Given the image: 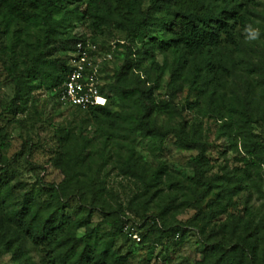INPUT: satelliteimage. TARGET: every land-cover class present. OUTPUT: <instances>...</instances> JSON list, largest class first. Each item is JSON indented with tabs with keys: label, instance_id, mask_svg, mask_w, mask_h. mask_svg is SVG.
Segmentation results:
<instances>
[{
	"label": "trees",
	"instance_id": "16d2710c",
	"mask_svg": "<svg viewBox=\"0 0 264 264\" xmlns=\"http://www.w3.org/2000/svg\"><path fill=\"white\" fill-rule=\"evenodd\" d=\"M255 1L0 0V65L4 72L0 88L9 92L0 116L12 117L19 130L24 128L20 116L36 94H45L63 106L58 89L70 71L69 53L77 42L88 39L101 52L122 60L108 83L102 64L100 92L105 103L85 109L65 106L86 115V122L77 125V131L55 132L48 138L54 139L49 162L62 175L59 181H48L39 173L31 182L16 180L13 160L31 163L28 156L40 143L30 127L22 136L17 159L15 155L8 158L9 133L0 126V256L2 252L10 255L8 263L0 264H128L141 249L153 255L163 244L181 246L191 227L203 235L227 212L243 177L235 182L228 179L222 186L208 179L206 145L189 136L184 130L186 122L180 119L174 127L169 122L162 127L150 116L165 113L169 121H175L177 92L185 84L191 87L200 69L210 76L209 82L225 70L213 61V51L223 43L238 47V31L250 23L246 6ZM74 21L87 22L95 34L67 35V27ZM33 30L37 38L25 45L27 52L22 54L18 49L22 38ZM105 31L119 33L120 39L113 44L102 42L99 38ZM158 56L163 57L161 63ZM167 71V90L159 98L155 92ZM259 85L264 92V79ZM223 105L219 109L220 104L211 98L205 114L223 120L222 127L235 132L238 160L247 168L259 169L264 165V141L251 129L253 114L232 104ZM88 120L95 125V139L83 133L89 128ZM168 135L175 146L197 151L186 162L193 194L177 204H164L159 196L160 171L150 169L151 177L146 178L148 170L136 146L137 139L149 142L156 154L163 150ZM100 139L112 152L108 165L134 186L124 202L108 187L107 174L103 176L100 167L92 169L96 165L95 144ZM209 195L208 206L203 208L201 202ZM186 208L195 210L192 217L185 223H169L170 214ZM226 222L219 228L226 225L231 236L206 240L201 258L193 264H264V225L240 216L232 227ZM126 223L138 225L139 242L124 233Z\"/></svg>",
	"mask_w": 264,
	"mask_h": 264
},
{
	"label": "rangeland",
	"instance_id": "374dc122",
	"mask_svg": "<svg viewBox=\"0 0 264 264\" xmlns=\"http://www.w3.org/2000/svg\"><path fill=\"white\" fill-rule=\"evenodd\" d=\"M246 10L249 22L260 29V38L255 41H248L242 31L243 29L239 30L237 48L223 43L216 51H213V61L220 62L225 70L219 76H214L209 82L210 76L204 73L203 69H200L201 72L199 76H196L194 84L191 87L185 84L182 90L177 92L174 102L178 117L175 118V121H169V116L165 113L153 112L150 116L162 127L166 126L168 122L174 127L176 120L183 119L187 124L184 130L188 132L189 136L203 141L206 145L208 157L206 177L222 186L228 179L235 182L239 176H242L241 188L231 198L233 205L220 216L217 222L210 224L203 235L191 227V232L186 236L185 242L181 246L171 247L163 244L155 249L153 255L149 254L146 249H141L136 256L130 259L128 264H193L196 259L201 258L206 240L211 241L222 236L228 239L229 235L231 236L230 228L226 225L219 228L224 222L232 223L230 225L232 227L235 218L240 216L242 219L250 217L255 223L264 225V165L255 170L247 168L242 161L238 160L237 151L240 150V147L235 132L225 130L222 127L223 120H217L216 117L212 118L205 114L206 104L211 98L220 104L219 109L223 103L224 105L232 104L238 109L241 107V109L253 114V121L250 123L251 129L253 133L258 135V138L264 141V92L259 85L264 79V0H256L254 4L247 5ZM70 34L92 36L95 32L88 28L87 22L74 21L73 25L67 27V35ZM116 34L119 33L110 35L105 31L99 39L102 42L113 44L116 38L120 39V34ZM36 38V30H33L28 37L22 38L23 45L18 47L20 51L22 50V54L27 52L25 45H31ZM32 53L30 50L29 55ZM108 54L110 57L103 61V65L105 64L106 67L103 71L106 74L104 81L107 83L113 80V71L118 68L122 61L118 55ZM162 58V56L157 57L159 63L162 62ZM151 75L154 76V74ZM3 78L4 72L0 65V79ZM168 80L169 71L162 76L160 88L155 92L159 98L165 96ZM204 83H207L206 86ZM211 88L213 94H210ZM202 89H205L204 93L200 91ZM8 94L7 88H0L1 114H3L4 99ZM76 113L67 110L65 106H58L54 100L46 98L45 94H36L35 101L28 102L25 113L20 116L24 120V128L21 130L12 117L0 116V126L9 133L10 146L5 150V155L8 158L15 155V159H17L19 151H21L22 136L26 130H31L30 127H33L34 139L38 138L40 143V145L33 147L31 156H28L31 163L23 159L13 160L16 180L31 182L36 179L37 173L48 181L62 179L59 171L49 162V150L54 139L48 141V138L55 132L62 135L67 130L77 131V125H81L82 121L86 122V115ZM87 124H89V128L83 133L87 137L95 139V125L91 120H88ZM173 139L172 135H168L163 141V150L156 154L152 151L149 142L139 139L136 141L138 152L141 153L140 161L148 170L146 178L151 177L150 169L160 171L159 196H162L164 204L170 203V201L177 204L189 199L193 194L191 185L187 181V176L191 171L187 168L186 162L190 157H194L197 151L179 148L174 145ZM98 141L93 152L96 165L92 169L100 167L99 172L103 176L107 174L108 187L113 188L114 193H117L120 200L124 202L134 186L128 178L118 174L117 168L108 165V162L113 160L112 152L108 146L104 147L103 140ZM245 169H247L246 172H244ZM209 197L210 195L201 202L203 208L208 206ZM154 201H157V198H154ZM194 212L195 210L191 208L176 209L175 213L170 214L169 223H185L188 218L193 216ZM154 255H157V258H154ZM9 260L10 255L2 252L1 263H8Z\"/></svg>",
	"mask_w": 264,
	"mask_h": 264
},
{
	"label": "built area",
	"instance_id": "2783aa9c",
	"mask_svg": "<svg viewBox=\"0 0 264 264\" xmlns=\"http://www.w3.org/2000/svg\"><path fill=\"white\" fill-rule=\"evenodd\" d=\"M110 57L99 50L96 43L79 41L69 53L70 71L58 89V99L63 106H77L85 109L102 105L105 98L100 92V76L103 61ZM123 231L134 242L141 239L138 225L126 223Z\"/></svg>",
	"mask_w": 264,
	"mask_h": 264
},
{
	"label": "clouds",
	"instance_id": "9594fccd",
	"mask_svg": "<svg viewBox=\"0 0 264 264\" xmlns=\"http://www.w3.org/2000/svg\"><path fill=\"white\" fill-rule=\"evenodd\" d=\"M242 31L248 41H255L260 38L259 27H254L251 23L245 24Z\"/></svg>",
	"mask_w": 264,
	"mask_h": 264
}]
</instances>
